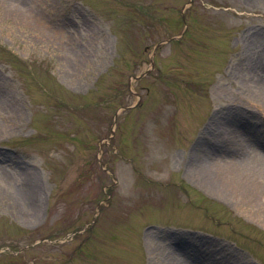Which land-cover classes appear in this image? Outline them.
Masks as SVG:
<instances>
[{"label":"rangeland","instance_id":"obj_1","mask_svg":"<svg viewBox=\"0 0 264 264\" xmlns=\"http://www.w3.org/2000/svg\"><path fill=\"white\" fill-rule=\"evenodd\" d=\"M259 76L264 0H0V264H264Z\"/></svg>","mask_w":264,"mask_h":264},{"label":"bare ground","instance_id":"obj_2","mask_svg":"<svg viewBox=\"0 0 264 264\" xmlns=\"http://www.w3.org/2000/svg\"><path fill=\"white\" fill-rule=\"evenodd\" d=\"M258 78H260L261 80L259 84H257L258 93H260V98L263 99V102H264V80L261 76H259ZM197 167L199 168V170H196V171H199V173H202L204 178H206V180H209L210 183L219 184L221 181L224 182L223 181L224 178L216 170V167L212 166L211 164H200ZM244 169L249 175H253V177L255 178L257 192L259 193V195L264 196V168H259L258 170H255V173H254V170L252 171V168L248 166L242 167V171H244ZM241 175H242V172H241Z\"/></svg>","mask_w":264,"mask_h":264},{"label":"water","instance_id":"obj_3","mask_svg":"<svg viewBox=\"0 0 264 264\" xmlns=\"http://www.w3.org/2000/svg\"><path fill=\"white\" fill-rule=\"evenodd\" d=\"M144 73H141L139 76H142ZM134 78H137V76L136 77H134Z\"/></svg>","mask_w":264,"mask_h":264},{"label":"trees","instance_id":"obj_4","mask_svg":"<svg viewBox=\"0 0 264 264\" xmlns=\"http://www.w3.org/2000/svg\"><path fill=\"white\" fill-rule=\"evenodd\" d=\"M129 4V2H127Z\"/></svg>","mask_w":264,"mask_h":264}]
</instances>
